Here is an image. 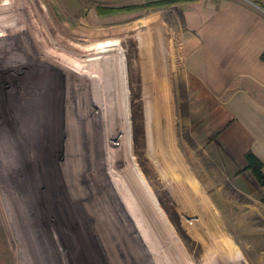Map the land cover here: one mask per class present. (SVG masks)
<instances>
[{
	"label": "rangeland",
	"instance_id": "1",
	"mask_svg": "<svg viewBox=\"0 0 264 264\" xmlns=\"http://www.w3.org/2000/svg\"><path fill=\"white\" fill-rule=\"evenodd\" d=\"M153 1L0 0V264H264L242 197L151 140L131 12L99 16Z\"/></svg>",
	"mask_w": 264,
	"mask_h": 264
},
{
	"label": "crops",
	"instance_id": "2",
	"mask_svg": "<svg viewBox=\"0 0 264 264\" xmlns=\"http://www.w3.org/2000/svg\"><path fill=\"white\" fill-rule=\"evenodd\" d=\"M131 33L151 140L176 144L162 151L170 159L178 144L188 145L190 156L181 155L185 162L172 172L192 175V186H205L199 178L206 176L207 186L242 197L249 209L243 220L254 223V248L263 255L264 187L246 170L245 155L261 162L264 175V7L195 0L139 17L133 11Z\"/></svg>",
	"mask_w": 264,
	"mask_h": 264
},
{
	"label": "trees",
	"instance_id": "3",
	"mask_svg": "<svg viewBox=\"0 0 264 264\" xmlns=\"http://www.w3.org/2000/svg\"><path fill=\"white\" fill-rule=\"evenodd\" d=\"M195 0H156L153 2H148L142 5H133V6H128V7H121V8H107V9H102L100 11L99 16H106L114 13H119V12H136V11H144L148 12L151 10L163 8V7H170L176 4L180 3H187V2H192ZM256 4L264 7V0H254ZM262 61L264 62V55L261 57ZM245 161H246V170L252 172L253 176L257 180L258 184L261 187H264V175L262 173V164L261 162L250 152H248L245 155Z\"/></svg>",
	"mask_w": 264,
	"mask_h": 264
},
{
	"label": "bare ground",
	"instance_id": "4",
	"mask_svg": "<svg viewBox=\"0 0 264 264\" xmlns=\"http://www.w3.org/2000/svg\"><path fill=\"white\" fill-rule=\"evenodd\" d=\"M94 49H95V48H94ZM98 50H99V49H98ZM101 70H102V69H101ZM102 74H103V73H102ZM101 84H102V83H101ZM102 87H103V85H102ZM100 90L102 91V89H100ZM104 92H105V91H104ZM104 95H105V94H104ZM105 97H106V96H105ZM106 98H107V97H106ZM108 98H109V97H108ZM109 101H110V100H109ZM104 103H105V102H104ZM98 104H99V103H98ZM107 104H108V103H107ZM105 106H106V105H105ZM98 107H99V106H98ZM107 107H108V106H107ZM107 109H108V108H107ZM100 110H101V109H100ZM91 112H92V111H91ZM93 114H94V113H93ZM103 114H104V113H103ZM107 116H108V115H107ZM109 116H110V115H109ZM92 117H93V116H92ZM110 118H111V117H110ZM110 118H109V119H110ZM100 121H101V119H100ZM102 124H103V123H102ZM106 125H107V124H106ZM111 126H112V125H111ZM103 129H104V128H103ZM107 129H108V128H107ZM107 133H108V131H107ZM112 133H113V132H112ZM107 135H108V134H107ZM104 139H105V138H104ZM112 141H113V140H112ZM109 143H110V142H109ZM108 146H109V145H108ZM113 155H114V154H113ZM111 158H112V157H111ZM29 190H30V189H29ZM30 191H31V190H30ZM29 195H30V194H29ZM41 197H42V196H41ZM43 198H44V197H43ZM43 209H44V208H43ZM44 212H45V211H44ZM50 221H51V220H50ZM69 221H70V220H69ZM70 222H71V221H70ZM40 223H41V222H40ZM51 223H52V222H51ZM37 226H38V225H37ZM51 227H52V226H51ZM51 227H50V228H51ZM41 230H42V229H41ZM46 230H47V229H46ZM46 230H45V231H46ZM54 230H55V228H54ZM67 231H68V230H67ZM67 231H66V232H67ZM36 233H37V232H36ZM52 235H53V234H52ZM49 236H50V235H49ZM49 236H48V237H49ZM65 237H66V234H65ZM67 237H68V236H67ZM61 238H62V237H61ZM61 245H62V244H61ZM61 248H62V247H61ZM71 253H72V252H71Z\"/></svg>",
	"mask_w": 264,
	"mask_h": 264
}]
</instances>
